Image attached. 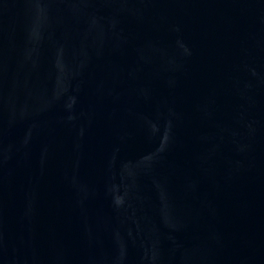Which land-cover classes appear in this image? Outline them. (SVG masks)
<instances>
[{
	"label": "water",
	"instance_id": "1",
	"mask_svg": "<svg viewBox=\"0 0 264 264\" xmlns=\"http://www.w3.org/2000/svg\"><path fill=\"white\" fill-rule=\"evenodd\" d=\"M0 264H264V0H0Z\"/></svg>",
	"mask_w": 264,
	"mask_h": 264
}]
</instances>
